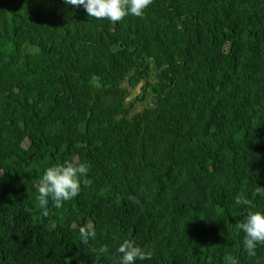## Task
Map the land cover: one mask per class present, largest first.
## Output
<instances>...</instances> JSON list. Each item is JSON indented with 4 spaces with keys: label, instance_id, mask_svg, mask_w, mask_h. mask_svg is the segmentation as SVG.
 Segmentation results:
<instances>
[{
    "label": "trees",
    "instance_id": "trees-1",
    "mask_svg": "<svg viewBox=\"0 0 264 264\" xmlns=\"http://www.w3.org/2000/svg\"><path fill=\"white\" fill-rule=\"evenodd\" d=\"M68 159L90 171L45 216L40 180ZM255 210L264 0H153L116 23L0 0V264H116L124 240L153 251L136 264H264L239 227Z\"/></svg>",
    "mask_w": 264,
    "mask_h": 264
},
{
    "label": "clouds",
    "instance_id": "clouds-1",
    "mask_svg": "<svg viewBox=\"0 0 264 264\" xmlns=\"http://www.w3.org/2000/svg\"><path fill=\"white\" fill-rule=\"evenodd\" d=\"M152 2L153 0H63L68 7L83 8L89 17L113 23L122 21L128 15L142 17ZM89 171L90 165L71 159L47 167L40 180L37 197L43 214L48 215L50 202L52 206L60 208L64 202L77 197L81 191V178L87 177ZM239 227L245 234L244 247L250 255H254L257 245L264 244V210L249 211ZM79 231L85 244L96 236L91 226L81 227ZM100 252L106 254L109 248L104 246ZM116 253V264H136L138 260H150L153 256L152 250L130 240L120 243Z\"/></svg>",
    "mask_w": 264,
    "mask_h": 264
},
{
    "label": "rangeland",
    "instance_id": "rangeland-1",
    "mask_svg": "<svg viewBox=\"0 0 264 264\" xmlns=\"http://www.w3.org/2000/svg\"><path fill=\"white\" fill-rule=\"evenodd\" d=\"M139 92H140V87H138V88L135 90V95H137ZM140 109H141V107H140Z\"/></svg>",
    "mask_w": 264,
    "mask_h": 264
}]
</instances>
